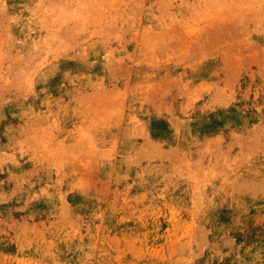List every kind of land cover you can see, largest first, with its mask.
<instances>
[{
    "label": "rangeland",
    "instance_id": "1",
    "mask_svg": "<svg viewBox=\"0 0 264 264\" xmlns=\"http://www.w3.org/2000/svg\"><path fill=\"white\" fill-rule=\"evenodd\" d=\"M0 264H264V0H0Z\"/></svg>",
    "mask_w": 264,
    "mask_h": 264
}]
</instances>
